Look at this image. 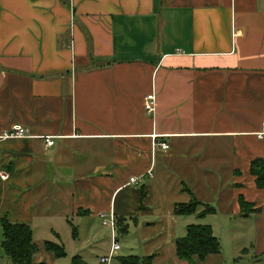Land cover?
<instances>
[{
	"label": "crops",
	"instance_id": "crops-1",
	"mask_svg": "<svg viewBox=\"0 0 264 264\" xmlns=\"http://www.w3.org/2000/svg\"><path fill=\"white\" fill-rule=\"evenodd\" d=\"M263 118L264 0H0V136L30 135L0 138V218L38 252L109 213L127 231L165 170L184 203L264 216Z\"/></svg>",
	"mask_w": 264,
	"mask_h": 264
},
{
	"label": "rangeland",
	"instance_id": "rangeland-1",
	"mask_svg": "<svg viewBox=\"0 0 264 264\" xmlns=\"http://www.w3.org/2000/svg\"><path fill=\"white\" fill-rule=\"evenodd\" d=\"M163 177L165 184L157 187L152 213L142 215L137 212L133 217H125L126 232L122 231L121 223L116 224L115 237L120 250L109 264H121L120 259L128 256H137L142 260L151 255L155 256L152 264H189L175 256L172 239L182 238L186 226L191 224L209 225L221 247L219 254L196 264H264V216L233 219L220 209L203 218H198L197 214L174 216L173 205L189 199L175 191L172 170H165ZM157 180L159 183L162 181L161 178ZM209 205L218 208L216 203ZM200 210L202 207L197 208L198 212ZM2 239L0 230V264H10L1 247ZM60 243L65 257L55 258L41 250L35 254L34 261L44 264H101L100 258L110 251L111 229L103 226L100 218L93 217L89 219L87 229L80 227L77 238L61 235Z\"/></svg>",
	"mask_w": 264,
	"mask_h": 264
},
{
	"label": "trees",
	"instance_id": "trees-1",
	"mask_svg": "<svg viewBox=\"0 0 264 264\" xmlns=\"http://www.w3.org/2000/svg\"><path fill=\"white\" fill-rule=\"evenodd\" d=\"M250 174L255 178V185L258 189L264 190V159H256L250 164ZM190 193V192H189ZM241 216L247 218L255 212L252 206L242 198L239 199ZM202 207L197 214L199 218L214 214L215 210L207 205L198 202L192 197L188 203H178L173 206L174 216H190L197 212V208ZM72 237L77 238V229L72 226ZM0 230L2 234L1 247L4 255L10 264H44L35 262L34 256L39 251V246L33 241L32 229L27 224L12 223L6 217L0 218ZM126 232V229H122ZM44 251L52 254L55 258L66 256L64 247L51 241L42 243ZM175 256L189 264L203 262L207 257L220 253L221 247L218 239L213 235L209 225L191 224L186 226L185 235L174 242ZM154 255L140 259L137 256H128L120 259L121 264H152ZM75 258H73L72 263Z\"/></svg>",
	"mask_w": 264,
	"mask_h": 264
},
{
	"label": "built area",
	"instance_id": "built-area-1",
	"mask_svg": "<svg viewBox=\"0 0 264 264\" xmlns=\"http://www.w3.org/2000/svg\"><path fill=\"white\" fill-rule=\"evenodd\" d=\"M155 107V96L153 93L147 95L144 98V110L147 114H151L154 111ZM30 137L28 130L20 125H14L9 131L4 132L0 138L2 139H22V138H28ZM257 139L264 138V118L261 123V129L258 133H256ZM153 140L156 139L155 136L152 137ZM45 145L46 147H50L53 145V139L51 137H46L45 139ZM153 147H158L162 150L168 149V145L165 143L156 142L153 144ZM149 176H151L149 174ZM4 178V176H2ZM138 182V179L131 178L130 183L136 184ZM102 220L103 226H108L111 229V247L108 254L104 257L100 258L101 264H109L110 260L114 258V256L117 254V252L120 250V246L118 242L116 241L115 237V227H116V219L112 213H109L108 215H102L100 217Z\"/></svg>",
	"mask_w": 264,
	"mask_h": 264
}]
</instances>
